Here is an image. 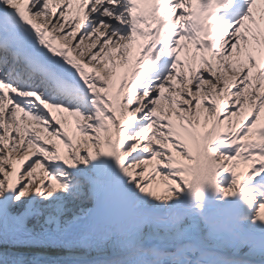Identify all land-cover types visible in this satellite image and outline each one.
Returning <instances> with one entry per match:
<instances>
[{"label":"snow or ice","instance_id":"snow-or-ice-1","mask_svg":"<svg viewBox=\"0 0 264 264\" xmlns=\"http://www.w3.org/2000/svg\"><path fill=\"white\" fill-rule=\"evenodd\" d=\"M0 264H264V0H0Z\"/></svg>","mask_w":264,"mask_h":264}]
</instances>
